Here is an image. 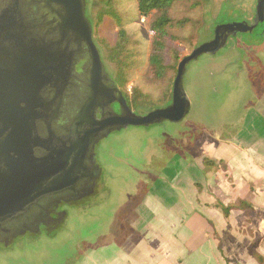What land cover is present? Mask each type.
Segmentation results:
<instances>
[{
    "label": "water",
    "instance_id": "water-1",
    "mask_svg": "<svg viewBox=\"0 0 264 264\" xmlns=\"http://www.w3.org/2000/svg\"><path fill=\"white\" fill-rule=\"evenodd\" d=\"M85 6L86 0H0V248H8L13 239L24 235L22 226L40 209L38 214L43 213L47 199L72 189L80 178L73 173L81 159L77 157L100 133L182 121L190 109L182 84L186 65L200 55L215 54L229 36L253 33L264 20V0H258L252 25H216L211 40L195 46L178 61L170 102L137 114L108 79ZM83 47L89 97L71 121L64 158H53L51 143L40 138L41 125L54 124L59 99L69 86L76 54H81ZM102 101L108 103V111L116 101L120 113L97 119L94 110ZM40 149L47 154L43 156ZM89 156L90 165L96 168L91 179L96 183L99 167L94 155Z\"/></svg>",
    "mask_w": 264,
    "mask_h": 264
},
{
    "label": "rangeland",
    "instance_id": "rangeland-1",
    "mask_svg": "<svg viewBox=\"0 0 264 264\" xmlns=\"http://www.w3.org/2000/svg\"><path fill=\"white\" fill-rule=\"evenodd\" d=\"M115 1L122 25L132 38L135 48L134 64L128 72L126 85L120 89L128 96H131L134 88L147 94V99L139 98L137 104L133 105L138 114L147 113L170 101L169 94L175 74L169 71L164 80L156 78L148 62L154 36L148 29V19L139 15L135 0ZM100 5L99 0H87V15L93 24L94 38L105 59V49L100 40L112 45L118 27L109 18H104L100 24L96 23L97 7ZM254 5L255 0H208L204 3L202 1L201 5H176L175 19L186 15L194 22L193 26L187 22L171 29L181 38L174 42L173 47L179 60L205 37L210 36L211 26L220 14L226 13L232 19H241L244 17L243 12L251 15ZM222 20L224 23L229 21L225 18ZM263 28L258 27L253 33L239 34L229 39L215 54H203L186 65L182 84L189 98L190 109L182 121L128 126L111 132L103 139L98 146V161L105 168L101 184L105 186V181H108V198L97 200L84 210L68 207V219L57 228L53 236L40 233L36 237L15 242L8 248L3 246L0 248V264H72L73 258L84 249L81 243L100 239L104 230L117 219L121 205L131 206L144 202L147 198L145 193L155 185L156 179L166 181L165 178H157L166 166L160 162L165 163L183 155L198 158L201 153L196 150L195 143L199 134L217 131L222 137H231L245 127L248 118L253 120V113L260 104H264ZM249 40L258 42L257 47H260L243 46ZM105 65L115 78L114 66L107 60ZM107 148L110 153L114 149L117 158H104L101 150ZM156 155L161 158L159 161L154 159L158 158ZM203 158H200L201 161ZM150 162L151 165H148ZM145 169L147 177L144 175ZM157 174L159 176L155 177ZM180 181L167 185L178 192ZM75 245L78 247L75 248ZM67 257L71 259L65 261Z\"/></svg>",
    "mask_w": 264,
    "mask_h": 264
},
{
    "label": "crops",
    "instance_id": "crops-1",
    "mask_svg": "<svg viewBox=\"0 0 264 264\" xmlns=\"http://www.w3.org/2000/svg\"><path fill=\"white\" fill-rule=\"evenodd\" d=\"M257 109L231 137L199 134L198 158L164 163L155 177L166 181L156 179L144 202L121 205L100 239L81 243L72 264H264V104ZM203 157L214 166L204 169ZM178 180V192L167 185ZM240 200L251 209L225 215L214 205Z\"/></svg>",
    "mask_w": 264,
    "mask_h": 264
},
{
    "label": "flooded vegetation",
    "instance_id": "flooded-vegetation-1",
    "mask_svg": "<svg viewBox=\"0 0 264 264\" xmlns=\"http://www.w3.org/2000/svg\"><path fill=\"white\" fill-rule=\"evenodd\" d=\"M257 1L255 0V5L252 10V13L250 16H248L245 12H243V16L241 19H232V17L229 16V14L222 13L219 15L218 19H216L211 26L210 36L205 37L204 40H202L199 44L209 41L214 36V28L216 25L223 24L222 18H225L226 20H229L228 22H245L248 25H252L255 18V12H256V5ZM85 14L87 15V0H86V6H85ZM231 19V20H230ZM222 22V23H221ZM264 26V20L259 23L253 31H255L258 27ZM262 32L264 34V28L262 29ZM249 33V32H246ZM239 34L242 33H236L233 36H229L226 40L225 45L227 44L228 40L231 38H236ZM92 39L94 44L96 45V48L100 54V59L103 63L104 70L107 73L108 79H110L111 82L115 83L117 87L120 89V86L116 82L113 75L111 76L109 73V70L107 66L105 65V59L103 57L101 47L97 42L95 41L94 34L92 33ZM256 40V39H253ZM250 42L247 44H243V46L246 47H260L257 45L258 42H253L249 40ZM198 44V45H199ZM224 45V46H225ZM81 54H76V63L74 64L72 76L69 81V86L66 88L63 97L59 99V107H58V113L54 118V124L50 125H41L40 129V138L44 140H48L47 142H50L53 147V158H64L62 155L65 152V147L68 146L67 137L69 135V129L71 127V121L74 118V115L79 110L80 106L83 104V102L89 97V89H88V66L85 61V47L82 48ZM201 56V55H200ZM121 90V89H120ZM102 92L104 93V88H102ZM122 92V91H121ZM122 95L124 96L128 107L133 112L137 113L136 108L133 107L131 104V101L129 97L122 92ZM171 100V97H170ZM170 102V101H169ZM168 102V103H169ZM166 103V104H168ZM137 104V102L135 103ZM108 103L106 101H102L101 104L96 106L94 113L97 119L102 118L103 116L110 114H119L120 113V106L116 101H113L110 103V108L112 111H108L107 108ZM138 114V113H137ZM145 114V113H143ZM52 129V131H50ZM118 131V130H111V131H104L100 133L97 137H95L93 143L91 145H86L83 147V153L82 155H79L77 158L79 159V163L77 164V168L74 169V174L77 176H80L79 179L75 182V185L72 187V189L67 190L64 195L58 198H49L45 202V210L42 214L38 213L33 214L32 218L30 220H27L25 224L22 226L24 230V235L21 237H16L12 240V244L15 242H18L20 240H23L24 238H32L40 235V233H45L48 236H53L56 234H50L51 230L58 226L59 224H64L66 220L68 219V207H74L77 208V210H84L86 208L91 207L95 201H101L102 198L105 197L108 198L110 187L108 185V181H105V186H102L101 184V177L104 172V167L101 165V163L98 161V146L100 143L105 139L111 132ZM40 152L43 156L47 154V151L44 149H40ZM89 153L94 155V158L96 160V163L98 165V179L96 183L93 182L91 178H93L92 174H94L95 169L92 168L90 165L89 159L91 158L89 156ZM101 155L104 156V158H112L113 160L116 157L115 150L113 149L110 153V149H103L101 150ZM102 157V156H101ZM158 157V155H156ZM75 158V157H74ZM148 158V157H147ZM155 160L159 161L161 158H154ZM172 159V158H171ZM170 159V160H171ZM153 160H151L152 162ZM114 162V161H113ZM151 162L148 165H151ZM168 162V161H167ZM162 163V162H160ZM166 163V162H165ZM164 164V163H163ZM130 168L134 171V167L130 166ZM147 170L145 169V177H147ZM111 173H114L111 172ZM147 182V180H145ZM147 197V194H146ZM85 200H88L89 203L85 204ZM44 208V207H43Z\"/></svg>",
    "mask_w": 264,
    "mask_h": 264
},
{
    "label": "trees",
    "instance_id": "trees-1",
    "mask_svg": "<svg viewBox=\"0 0 264 264\" xmlns=\"http://www.w3.org/2000/svg\"><path fill=\"white\" fill-rule=\"evenodd\" d=\"M208 0H135L139 15L148 19L147 26L154 36L151 41V51L149 53L148 62L151 71L157 79L164 80L169 71L176 74V65L178 63V55L174 47L176 40H181L172 32L173 26L180 27L183 24L190 23L194 25L192 19L186 15L182 18H174L175 6L178 4L185 5L189 3L201 5ZM101 4L97 7L96 23L100 24L104 18L112 19L118 27L116 40L112 45L101 39L100 42L105 49V60L111 63L115 68V80L120 87H124L127 83L128 72L134 64V44L132 38L128 35L126 29L122 25V18L115 0H99ZM170 55V56H169ZM169 60V62H167ZM127 95V94H126ZM128 96V95H127ZM131 104L134 105L139 98L147 99V94H142L138 88H134L131 96H128ZM171 93L169 94V98ZM187 158V157H186ZM204 168L214 166V162L208 158L202 159ZM216 207L228 215L231 209H243L248 211L251 204L244 200H240L229 206H224L220 202H215Z\"/></svg>",
    "mask_w": 264,
    "mask_h": 264
},
{
    "label": "built area",
    "instance_id": "built-area-1",
    "mask_svg": "<svg viewBox=\"0 0 264 264\" xmlns=\"http://www.w3.org/2000/svg\"><path fill=\"white\" fill-rule=\"evenodd\" d=\"M150 33H153L152 31H150Z\"/></svg>",
    "mask_w": 264,
    "mask_h": 264
}]
</instances>
